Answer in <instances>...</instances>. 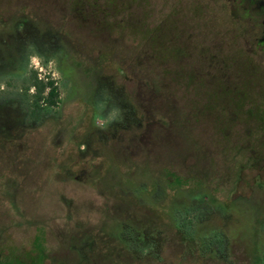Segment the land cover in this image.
Returning <instances> with one entry per match:
<instances>
[{
  "label": "rangeland",
  "instance_id": "rangeland-1",
  "mask_svg": "<svg viewBox=\"0 0 264 264\" xmlns=\"http://www.w3.org/2000/svg\"><path fill=\"white\" fill-rule=\"evenodd\" d=\"M128 2L95 3L87 24L76 13L50 12L67 21L74 46L99 64L103 96L116 95L110 112L119 109L117 132L112 125L92 142H67L43 125L19 141L0 140V264H250V234L264 218V188L253 185L264 183V162L247 107L264 102V57L251 56L233 32L223 0ZM19 4L0 0V21ZM101 16L104 28L95 26ZM34 61L42 82L52 78L57 100L65 99L69 86L59 84L55 60ZM76 105L67 104L63 116ZM172 190L183 201L200 190L223 203L240 197L229 206V224L216 213L209 222L228 236L227 250L200 249L196 235L168 225L166 213L181 207ZM151 193L154 203L145 204ZM167 196L174 202L164 211ZM121 218L129 229L154 223L156 247L130 250L116 230Z\"/></svg>",
  "mask_w": 264,
  "mask_h": 264
},
{
  "label": "flooded vegetation",
  "instance_id": "flooded-vegetation-1",
  "mask_svg": "<svg viewBox=\"0 0 264 264\" xmlns=\"http://www.w3.org/2000/svg\"><path fill=\"white\" fill-rule=\"evenodd\" d=\"M119 1V4L113 3V5L110 0H76L74 4L48 6L37 4L38 0H19L21 4L16 8H13L16 5H9V12L13 14L7 15L4 20L0 21V89H4V91H0V140L19 141L23 135L32 134V131L43 125H46V128L51 127L45 130L46 134L55 128L54 136H61L60 138L67 142L71 139H78V142L82 140L92 142L112 125L115 126V132L113 131L114 133L111 134L114 135L117 132L118 124L114 119L104 129L98 126L99 119L107 118L110 109L114 107L111 103L116 101L115 94L108 98L103 96L104 84H100L98 78H103L99 64L88 61L83 47L76 48L74 46L67 30V21L52 17L50 12L69 14L72 18H80L79 24H87L90 21L85 14L93 11L95 3L103 4L102 7L106 6L105 3L108 4L107 6L119 7L124 0ZM136 1L129 0L127 5ZM223 1L229 5L232 16L229 26L233 32L238 33L242 44L249 46L247 50L249 53L251 51V56L258 53L261 58L264 57V0ZM10 7L13 9L10 10ZM101 12L99 10V13ZM72 13H76L75 17ZM103 18L104 16H101L95 26L104 28ZM248 55L246 54L247 57ZM35 59L45 65L50 59L55 60L54 68L59 74V84L69 86L65 99L57 100L59 95L56 81H52V78H45L46 82L51 81L55 87L57 95L54 98L56 100H35L37 87L34 83L42 81L37 72L38 64L35 63L38 62H35ZM15 89H18L17 92L12 94ZM30 91L32 94L28 96L30 97L28 100L26 96ZM48 92L49 88H46L43 91L44 96L48 97ZM119 95H121L120 92ZM67 104L78 105H76L77 110H70L66 118L63 115H65L64 110L67 108ZM249 105L247 107L250 115L248 120L256 122L259 131L257 140L261 142V148L257 155L261 156L264 162V102H253ZM116 106L118 107V105ZM80 109V116L76 117L75 114ZM68 118H72L71 123L65 121ZM146 126H149V123ZM148 128L144 131H147ZM244 136L246 139L250 138L249 133ZM89 142L85 143L84 151L90 150ZM83 144L81 143V146ZM255 154L254 152L253 156H256ZM182 179L186 181L184 178ZM140 188L143 190L145 187L141 185ZM157 188L155 193L161 190V188ZM253 188L262 189L264 183L257 181ZM166 192L163 189L161 193L165 195ZM153 193L149 194V199H144L145 204L154 203ZM238 198L230 202L229 200L225 203L219 202L221 209L225 208L227 211L223 212L216 206V202L210 201L209 197H204L201 200L194 198L188 201H183L180 197L174 204L181 205L179 210L174 214L166 213L165 218L168 225L175 227L184 237L192 238L193 235H196L197 244L202 245L200 249L213 246L215 252H220L221 249L222 251L227 250L229 238L215 230L209 222H211L213 214L216 213L222 217L221 222L228 220L227 224H229V206ZM166 199L167 204L163 206L164 211L168 205H172L174 202V198L172 199L170 196H167ZM142 200L140 199V201ZM162 201L165 203V200ZM191 219L194 220V226L191 225ZM150 223L146 220L137 221L134 226L136 228L129 229L128 224L121 218L120 225H118L120 227L116 230L118 236L127 241L126 246L130 250L147 253L156 247L152 233L160 230L154 226V223L150 227ZM202 226L208 227V229L200 230L199 228ZM250 235L249 262L250 264H264V218H260L259 223L254 225ZM217 237L221 243L212 242Z\"/></svg>",
  "mask_w": 264,
  "mask_h": 264
},
{
  "label": "trees",
  "instance_id": "trees-1",
  "mask_svg": "<svg viewBox=\"0 0 264 264\" xmlns=\"http://www.w3.org/2000/svg\"><path fill=\"white\" fill-rule=\"evenodd\" d=\"M35 85H36V87H37V96H36V98H35V100H42V99H45L46 101H54V100H56L54 97L57 95V92L55 91V87L52 85V82L50 81V82H45V83H43L42 81H36L35 83H34ZM46 88H49V92H48V97H46V96H43L42 94H43V91H44V89H46ZM158 184H156L155 185V187H158L157 186ZM156 190H158V188H156ZM172 195H171V197L172 198H179L178 196H177V192H176V190H172ZM194 193V192H193ZM196 193V192H195ZM197 194H198V198L201 200L202 198H204V197H207L206 196V194H205V192H203V191H198L197 192ZM214 199V200H213ZM213 199H210V201H212V202H216L215 204H216V206L218 207V208H220L221 209V206H220V204H219V202L215 199V198H213ZM222 211H223V209H221Z\"/></svg>",
  "mask_w": 264,
  "mask_h": 264
},
{
  "label": "clouds",
  "instance_id": "clouds-1",
  "mask_svg": "<svg viewBox=\"0 0 264 264\" xmlns=\"http://www.w3.org/2000/svg\"><path fill=\"white\" fill-rule=\"evenodd\" d=\"M0 91H4V89H0ZM119 111V109H113L111 112H109V115L107 116L106 119H99V124L98 126L101 129H104L106 127V125L112 121V119L116 116V113ZM123 117H120L119 121H122ZM85 146L82 145L81 148L83 149Z\"/></svg>",
  "mask_w": 264,
  "mask_h": 264
}]
</instances>
